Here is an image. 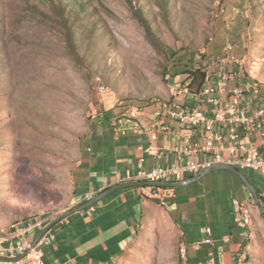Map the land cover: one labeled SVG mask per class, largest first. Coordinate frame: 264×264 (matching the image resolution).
<instances>
[{"label": "rangeland", "instance_id": "374dc122", "mask_svg": "<svg viewBox=\"0 0 264 264\" xmlns=\"http://www.w3.org/2000/svg\"><path fill=\"white\" fill-rule=\"evenodd\" d=\"M218 34L264 84V0H0V240L63 212L96 115L171 100L182 64ZM253 224L243 264H264ZM138 238L119 264H181L163 213Z\"/></svg>", "mask_w": 264, "mask_h": 264}, {"label": "crops", "instance_id": "0c3cea01", "mask_svg": "<svg viewBox=\"0 0 264 264\" xmlns=\"http://www.w3.org/2000/svg\"><path fill=\"white\" fill-rule=\"evenodd\" d=\"M226 37L225 34L215 36L207 53L210 58H215L214 54H218L216 58H222L229 47L238 63L229 55L225 63L211 65L208 82L215 90L207 97L209 100L223 99L234 83H242L240 56L234 51L233 37H230L232 40ZM226 72H230V80L223 84L220 78ZM254 99L259 100L256 96ZM175 100L199 102L200 98L192 99L182 94ZM162 101L129 108L131 111L140 106L136 127L129 122L119 125V117L94 123L72 172L71 198L63 211L118 183L140 180L142 173L153 167L181 164L186 158L183 148L204 141L206 129L182 128L166 113L158 114ZM201 105L208 108L210 101H203ZM246 140L254 143L258 151L263 150L258 131L250 133ZM151 146L155 150H151ZM197 157L203 158L202 155ZM240 170L259 197L264 198V168ZM139 186L118 189L56 223L44 235L45 264H119L127 248L138 241L143 222L154 219L157 212L163 213L175 229L178 248L186 246L191 264L205 261L209 252L215 256V264H234L239 250L248 252L250 248L253 220L264 221V213L256 207L257 215L252 212L249 227L252 233L245 235L244 229L234 224L231 199L238 198L249 204L252 201L242 180L231 171L213 170L195 181L175 186L176 196L166 205L141 197ZM206 227L211 229L210 242H202L199 248H193L194 243L207 237ZM38 232L29 234L32 240Z\"/></svg>", "mask_w": 264, "mask_h": 264}, {"label": "built area", "instance_id": "2783aa9c", "mask_svg": "<svg viewBox=\"0 0 264 264\" xmlns=\"http://www.w3.org/2000/svg\"><path fill=\"white\" fill-rule=\"evenodd\" d=\"M229 55L230 59L238 63L236 57L230 52L229 47L222 58L209 57L210 69L207 72L208 77L211 72V65L225 63ZM255 67L256 61H251L249 65L251 71H244L243 68L241 70L242 83H234L223 99L214 97L209 100L207 98L215 90L209 84L208 79L198 96L200 98L199 102L175 100V97L186 94L184 88L180 86L175 87L172 91L173 98L162 101L157 113H166L170 119L174 120L182 128L206 129L205 139L199 145L190 143L187 147L183 148L186 156L183 163L153 167L142 173L140 180L181 181L199 173L211 164H228L238 169H263L264 84H260L253 76L252 70ZM229 80L230 72L224 73L220 78L223 84ZM255 96L259 100H255ZM203 101H210V106L204 108L201 105ZM139 107L131 111L129 109L125 111L122 116L117 118V123L123 125L129 122L133 123L134 127L138 126L136 118L141 112ZM120 130H122V127ZM254 131H258L262 151H258L254 143L246 140L247 136ZM152 138H155V136L153 135ZM151 150H155V147L151 146ZM199 155H202L203 158L198 159L197 156ZM139 188L141 197L152 200L159 205H166L176 196L175 186L145 184L140 185ZM230 211L234 224L242 227L245 235L252 233L249 228L252 223L249 202L232 198ZM44 225L45 223L40 219L24 221L17 231L16 242L11 243L7 238L0 240L1 255L15 257L25 252L18 260H0V264H45L42 247L44 236L36 244H33V240L29 235L39 231ZM210 231V227H206L205 232L207 237L203 238L202 241L194 243L192 245L193 248H199L202 242H210V238L208 237ZM179 257L181 264H191L187 258L186 246H180ZM245 257V249H240L234 264H243ZM196 264H215V256L212 252H209L205 261H200Z\"/></svg>", "mask_w": 264, "mask_h": 264}, {"label": "water", "instance_id": "95a60500", "mask_svg": "<svg viewBox=\"0 0 264 264\" xmlns=\"http://www.w3.org/2000/svg\"><path fill=\"white\" fill-rule=\"evenodd\" d=\"M220 169L231 171V172L235 173L236 175H238V177L242 180L249 196L251 197L253 204L258 208V210L260 212L264 213V202L261 200V198L259 197L255 188L253 187V185L249 182L248 178L245 176V174L240 169H238L237 167H235L233 165H228V164H211L210 166L204 168L199 173L192 175L188 178H185L184 180H181V181L132 180V181H124V182L118 183L114 186H111V187L101 191L97 195L90 197L89 199L85 200L84 202H82V203H80L74 207H71V208L64 210L62 213H60L54 219L49 221L46 225H44L39 230L35 239L33 240V244H36L56 223L60 222L62 219L67 217L69 214H71L75 211H78L80 209H83V208L95 203L96 201L100 200L101 198L105 197L106 195H108V194H110V193H112L118 189H122V188L132 186V185H145V184L164 185V186H179L182 184H186V183L195 181L196 179L200 178L201 176H203L207 172H210L213 170H220ZM24 253L25 252L18 254L15 257L5 256V255L0 254V260H18L19 258H21L24 255Z\"/></svg>", "mask_w": 264, "mask_h": 264}, {"label": "trees", "instance_id": "16d2710c", "mask_svg": "<svg viewBox=\"0 0 264 264\" xmlns=\"http://www.w3.org/2000/svg\"><path fill=\"white\" fill-rule=\"evenodd\" d=\"M59 1L61 3L65 2V0ZM182 67L183 69L179 73L181 75L179 86L185 89L186 95L190 96L192 99L197 98L203 85L208 79L207 72L209 69V55L206 52L194 50L190 54L189 58L186 59V62L182 64ZM115 115V111L110 109L104 113H101V115H96V122L109 121L114 118ZM249 198L251 199L250 196ZM261 200L264 202V198H261ZM246 258H248V255Z\"/></svg>", "mask_w": 264, "mask_h": 264}]
</instances>
